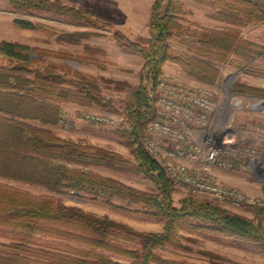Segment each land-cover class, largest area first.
<instances>
[{"label": "trees", "instance_id": "obj_1", "mask_svg": "<svg viewBox=\"0 0 264 264\" xmlns=\"http://www.w3.org/2000/svg\"><path fill=\"white\" fill-rule=\"evenodd\" d=\"M216 10L218 18L241 24L264 22V0H200ZM12 12L33 14L52 12L98 25L83 9L66 5L60 0H7ZM182 5L176 0H155L148 23V37L132 40L115 30V42L140 52L145 58L140 82L131 87L112 81L130 93L121 109L128 127L118 132L130 146L132 160L117 152L82 143L55 134L48 127L65 119L61 103L73 102L114 108L113 101L101 94L96 81L78 71H68L66 64L49 62L48 56H64V51L33 49L23 43L3 40L0 54V177L43 186L49 191L86 192L102 197L109 203L120 200L140 205L150 216L164 219L159 232H139L107 215L100 216L66 205L48 195H32L0 181V234L8 241L0 242V264H193L165 259L158 252L165 245L180 247L178 230L191 229L264 245V206H258L252 217L222 207L208 198L189 194L174 204V183L160 162L142 145L147 123L155 117L156 85L162 67L172 60L196 79L215 84L220 72L215 62L226 61L229 54L249 55V42L235 28L195 29L182 26L174 12ZM14 23L23 28H36L28 19L16 17ZM64 39L77 41L89 32H63ZM174 34L188 39L190 52L175 51L169 41ZM61 38V37H60ZM236 94L264 97V90L234 83ZM103 166L142 174L153 182L152 191L140 190L113 177L89 169ZM8 233H4V232ZM40 237L59 241L84 243L96 248H111L112 240L138 239L140 249L120 248L117 251L129 262L84 248L52 246ZM40 239V240H39Z\"/></svg>", "mask_w": 264, "mask_h": 264}, {"label": "rangeland", "instance_id": "obj_2", "mask_svg": "<svg viewBox=\"0 0 264 264\" xmlns=\"http://www.w3.org/2000/svg\"><path fill=\"white\" fill-rule=\"evenodd\" d=\"M60 1L66 5L83 9L98 22V25H87L83 21L52 12H35L33 14L12 12L7 0H0V34L4 39L28 45L31 48L32 55H34L33 49L36 51L46 49L53 53L64 51V56L60 57L51 53L48 56L49 62L55 64L65 63L68 71H78L94 79L100 88L101 94L113 101L114 108L108 109L98 105L66 102L61 103L65 109V119L61 122L51 125L42 124L36 120L29 122L48 127L60 137L114 151L125 159L132 160L128 141L118 132L124 118L121 109L125 105L130 89L127 86L117 89L118 87L112 81L125 82L131 87L138 85L145 58L140 52L118 45L113 38V32L120 30L132 40L139 37H148V23L155 0ZM176 1L182 7L179 12H174L173 15L177 17L182 26L192 29L197 27L238 29L240 38L251 43L249 46L252 50L246 56L229 54L226 61L215 62L220 72V77L215 84L196 79L188 74L180 64L172 60L164 63L163 73L185 84L206 85L216 91L219 96H227L229 92H232L230 89L234 83L264 90V22L232 23L218 18L215 15L216 10L206 2L200 0ZM16 17L31 20L37 27L23 28L18 26L13 21ZM63 32H89V34L84 38L80 36L77 41L72 42L64 39ZM184 42H188V39L174 34L169 44L173 50L189 54L190 52H188ZM6 62V58L0 54V63ZM241 95L246 101H252V97L264 100V97ZM231 116V120L239 129L242 139L245 143L255 144L258 155L264 160V105L256 110L246 107L239 111H233ZM89 169L101 175L113 177L140 190L152 191L154 188L153 182L142 174L125 170H113L103 166H90ZM243 171L237 174L247 173V179L253 185L261 184V189L257 195L247 194L240 189L248 196L263 197L261 205L259 204L255 208L264 206V176L259 173L253 174L247 170ZM0 181L32 195L53 196L66 205H73L100 216L107 215L111 219L126 224L139 232H159L162 231L164 226V219L145 214L140 205H131L120 200L109 203L102 197H96L86 192L49 191L43 186L8 178L0 177ZM189 194L192 193L174 186L172 192L174 204L178 206L179 199ZM192 195L198 198H208L224 208L248 217H252L256 210L253 207L234 208L220 200ZM178 235L180 247L167 244L158 249V252L165 259L193 264H264L263 244L235 240L185 226L180 227ZM36 236L44 242H52V246H76L122 262H129L130 258L119 253L118 249H140L138 239L112 240L110 242L111 248L105 249L92 247L84 243L59 241L52 237ZM3 241L8 240L0 234V242Z\"/></svg>", "mask_w": 264, "mask_h": 264}, {"label": "built area", "instance_id": "obj_3", "mask_svg": "<svg viewBox=\"0 0 264 264\" xmlns=\"http://www.w3.org/2000/svg\"><path fill=\"white\" fill-rule=\"evenodd\" d=\"M155 94L156 114L147 123L141 142L165 168L174 186L234 208L261 205L263 197L248 196L224 183L213 170H247L264 176L258 149L245 143L231 120L233 111L260 109L264 100L252 97L246 101L233 92L219 96L206 85L185 84L165 73L158 79ZM123 117L119 128L128 127Z\"/></svg>", "mask_w": 264, "mask_h": 264}, {"label": "crops", "instance_id": "obj_4", "mask_svg": "<svg viewBox=\"0 0 264 264\" xmlns=\"http://www.w3.org/2000/svg\"><path fill=\"white\" fill-rule=\"evenodd\" d=\"M3 40H7V39H4L2 37V35L0 34V43ZM213 171H214L215 175L220 180H222L224 183H226L228 185H231V186H237V187L241 188L247 194L257 195L258 192L261 189V184L260 185L259 184L258 185H255V184L253 185L247 179V173H242L241 175L237 174V173H241V171H243V170H241V171H230V170H223V169H219V168H214ZM244 174H246V175H244ZM236 175H240V176H236Z\"/></svg>", "mask_w": 264, "mask_h": 264}]
</instances>
